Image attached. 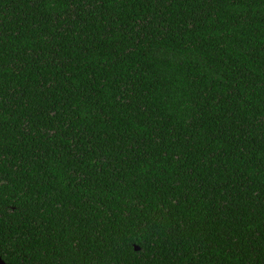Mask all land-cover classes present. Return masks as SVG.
<instances>
[{
    "label": "trees",
    "instance_id": "1",
    "mask_svg": "<svg viewBox=\"0 0 264 264\" xmlns=\"http://www.w3.org/2000/svg\"><path fill=\"white\" fill-rule=\"evenodd\" d=\"M0 256L264 264V0H0Z\"/></svg>",
    "mask_w": 264,
    "mask_h": 264
},
{
    "label": "water",
    "instance_id": "2",
    "mask_svg": "<svg viewBox=\"0 0 264 264\" xmlns=\"http://www.w3.org/2000/svg\"><path fill=\"white\" fill-rule=\"evenodd\" d=\"M136 249H139V246H136ZM0 264H8L6 261L0 256Z\"/></svg>",
    "mask_w": 264,
    "mask_h": 264
}]
</instances>
